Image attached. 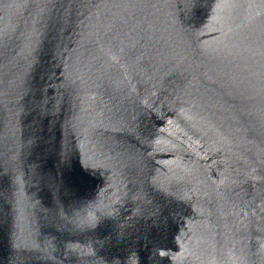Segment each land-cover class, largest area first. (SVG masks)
<instances>
[{
    "label": "water",
    "instance_id": "1",
    "mask_svg": "<svg viewBox=\"0 0 264 264\" xmlns=\"http://www.w3.org/2000/svg\"><path fill=\"white\" fill-rule=\"evenodd\" d=\"M0 264H264V0H0Z\"/></svg>",
    "mask_w": 264,
    "mask_h": 264
}]
</instances>
